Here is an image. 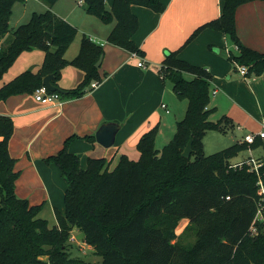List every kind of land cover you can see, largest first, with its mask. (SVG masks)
<instances>
[{
    "label": "trees",
    "instance_id": "16d2710c",
    "mask_svg": "<svg viewBox=\"0 0 264 264\" xmlns=\"http://www.w3.org/2000/svg\"><path fill=\"white\" fill-rule=\"evenodd\" d=\"M17 1L25 0H0V81L23 52L40 49L45 56L39 70H26L0 86V102L13 95H33L49 74L63 101L82 97L93 81L102 80L96 67L105 53L101 44L84 37L78 55L71 61L66 58L78 28L53 11L58 0H44L48 7L44 12L13 28L10 20ZM83 1L89 14L106 24L116 21L109 43L139 55L144 52L134 41L139 19L132 6L159 13L166 8L161 0H114L111 8L106 0ZM251 1L224 0L221 16L196 29L186 44L203 28L221 31L239 45L229 56L234 65L248 66V75H261L264 53L244 46L236 28L237 8ZM179 50L169 51L160 68L162 79L188 101L173 138L160 149L159 127L152 128L137 144L139 159L122 155L110 170L106 158H90L83 168L80 157L69 151L71 140L78 136L69 137L57 154L44 159L59 168L67 183L65 211L56 210L53 226L40 216L45 202L32 204L16 193L21 173L9 151L14 122L0 115V264H97L75 252H80L71 241L75 228L93 254L101 257L98 264H264V222H255L257 233L251 232L261 199L258 177L246 162L241 167L232 163L260 141L236 142L213 154L204 153L207 132H226L233 124L226 115L211 119L212 74L180 58ZM68 65L82 69L85 77L77 87L63 89L59 80ZM83 138L95 141L94 135ZM191 138V155L185 157ZM182 219L196 227L197 238L191 245L178 240Z\"/></svg>",
    "mask_w": 264,
    "mask_h": 264
},
{
    "label": "crops",
    "instance_id": "0c3cea01",
    "mask_svg": "<svg viewBox=\"0 0 264 264\" xmlns=\"http://www.w3.org/2000/svg\"><path fill=\"white\" fill-rule=\"evenodd\" d=\"M25 1L32 3L31 16L48 8L44 0ZM113 1L106 0L107 8H111ZM161 1L166 6L162 13L140 5L132 6L139 19L134 41L144 52L139 56L108 42L115 20L104 23L89 14L81 0H58L55 3L53 11L78 28L66 58L71 61L78 55L84 37L101 44L105 51L99 70L102 80L93 81L82 97L66 99L62 103L43 104L27 93L0 102V115L9 116L14 122L9 151L17 159L16 170L21 173L16 181L19 197L32 204L48 199L52 207L59 203V207L62 204L65 208L56 184L61 172L55 164H48L44 159L57 154L71 136L78 138L71 140L70 152L77 154L81 161L110 159L111 169L117 166L122 155L139 159V140L156 126L159 127L157 147L158 144H167L181 120L178 117L186 114L188 108L184 101L177 99L179 96L172 84L162 79L160 68L169 51L180 49V58L210 71L209 108L214 109L217 120L225 115L231 118L239 135L243 136L240 139L236 134L234 141L242 142L247 134L264 129V73L243 76L226 52V49L235 50L236 44L221 31L203 28L186 44L196 29L221 16L224 0ZM236 28L244 46L264 53V0L240 5L236 12ZM44 56L42 50L23 52L21 63L15 67L12 65V72L9 69L4 74L0 86L26 70H39ZM139 61H144L145 67L139 66ZM186 76L193 78L191 74ZM84 77L82 69L68 65L62 70L59 86L75 88ZM94 82L99 84L93 87ZM162 104L167 107L163 108ZM177 110L179 114L173 117V111ZM109 122L118 123L119 130L111 149H106L98 143L96 133ZM87 135H94L95 141L84 139ZM259 141L263 143L264 139Z\"/></svg>",
    "mask_w": 264,
    "mask_h": 264
},
{
    "label": "rangeland",
    "instance_id": "374dc122",
    "mask_svg": "<svg viewBox=\"0 0 264 264\" xmlns=\"http://www.w3.org/2000/svg\"><path fill=\"white\" fill-rule=\"evenodd\" d=\"M32 12H33V10H32V3L31 2H29V1H17L13 7V14L11 16L12 20H10L11 27L14 28V26H17V25L19 26L21 24L27 23L32 17L31 16ZM73 43H74V41H73ZM73 43L71 44V46H73ZM71 46H70V48H71ZM34 50L40 51V49H34ZM233 51H236V50H233ZM21 57L17 58L13 62L12 65L14 67L18 66L21 63L20 62L22 59ZM11 67L9 69L12 72L14 67L12 69H11ZM33 96H34V94H33ZM177 99L180 101H184V103H186V108H187L188 102L186 99H182L180 97H177ZM186 108H185V111H186ZM177 114H179L178 110L176 112L173 111V113H172L173 117ZM214 114H216V113L213 112L211 114V118L214 120H217L216 118H218V117L215 118ZM184 116H185V112L182 113L180 115V117H178L179 120L182 119ZM208 132L209 133H208L207 139H205V137H204V139H205V141H204V153L206 155L213 154L215 152H218L224 148H227V147L235 144L238 141H234L233 137L236 134L237 135L240 134V132H238V130H237V126L234 127L232 125L227 126L226 132H221V131H208ZM242 137L243 136L241 135L239 138L241 139ZM163 146H164V144L163 145L158 144V148H160V149L163 148ZM111 147H106V149H111ZM251 156L256 158V159H259V158L264 159V142L263 143L259 142V144L256 147H252V148L243 150L242 152L239 153L238 156H236L235 158L232 159V163L242 162ZM108 162H109V166H110L111 165L110 159L107 160V163ZM81 165L83 168H87L88 161H81ZM110 170H112V169L110 168ZM35 184H38V183L35 182ZM56 184L58 186V190L60 191L59 197L61 198L62 202L64 203V196H65V192H66V188H67V183L64 180V178L62 177V175H60V178H58V181ZM63 187H65L64 190H63ZM55 201H56V199H55ZM58 204L59 203H56L55 207H52L49 200L46 199L44 208L41 211L40 216L43 218H46L48 220L50 226H53L57 222L56 210L58 212H60L61 214H64V211H65L64 205L60 204L61 207H59ZM177 233H178V240L183 245H191L194 243V241L197 238L196 227L191 222H189L187 219H182L180 221L178 229H177ZM72 235H74V237L76 239L75 241H72V242L75 245L79 246V248H80L79 249L80 252L75 251L76 253L80 254L81 256L86 258L87 260H90V261L97 263V264L102 260L100 256H96L93 254V251L89 245L83 244L84 243L83 242V233L79 229L75 228L72 232Z\"/></svg>",
    "mask_w": 264,
    "mask_h": 264
},
{
    "label": "built area",
    "instance_id": "2783aa9c",
    "mask_svg": "<svg viewBox=\"0 0 264 264\" xmlns=\"http://www.w3.org/2000/svg\"><path fill=\"white\" fill-rule=\"evenodd\" d=\"M81 2H83V0H81ZM235 50H239V45H235ZM231 49H226L227 55L230 56L231 53ZM134 56H139V54L137 53H133ZM139 66L141 67H145V62L144 61H139L138 63ZM237 68L239 70V72L243 75V76H247L248 75V71H249V67L246 65H242V64H237ZM99 84V82H94L92 84L93 87H96ZM216 91L214 90V93ZM34 97L38 102H41L43 104H56V103H62L63 100L60 96V94L58 92H51L45 85H42L41 87H39L35 93H34ZM163 108H166V104H162ZM257 139H264V129L258 133H249L244 137V141L249 143V144H253L257 141ZM244 162H246L249 167H250V171L255 172L257 177H258V181H257V185L260 188L261 191V199L258 203V212H257V216L256 219L253 223V225L251 226V232L253 234L257 233V226L255 224V222H264V161L258 160L254 157H250V159H248V161H242V162H238V163H233L234 167L237 166H243ZM75 237L74 235L71 236V241H75Z\"/></svg>",
    "mask_w": 264,
    "mask_h": 264
},
{
    "label": "water",
    "instance_id": "95a60500",
    "mask_svg": "<svg viewBox=\"0 0 264 264\" xmlns=\"http://www.w3.org/2000/svg\"><path fill=\"white\" fill-rule=\"evenodd\" d=\"M104 55H101L100 59L96 63V67H100L103 61ZM53 75L49 74L44 77L43 85H45L51 92L59 91L58 87L52 84ZM119 130V124L115 122L104 123L96 133L97 141L105 147H110L115 143L116 135ZM193 139L191 138L187 147L183 152V156L190 157L192 151Z\"/></svg>",
    "mask_w": 264,
    "mask_h": 264
}]
</instances>
